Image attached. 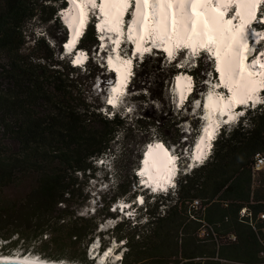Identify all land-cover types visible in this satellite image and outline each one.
Here are the masks:
<instances>
[{
	"label": "trees",
	"instance_id": "16d2710c",
	"mask_svg": "<svg viewBox=\"0 0 264 264\" xmlns=\"http://www.w3.org/2000/svg\"><path fill=\"white\" fill-rule=\"evenodd\" d=\"M46 1L0 0L2 253L21 247L22 253L88 264L95 258L88 246L96 235L100 239L96 229L102 214L117 218L108 236L125 245L122 264H162L167 252L163 247L182 253L187 261L181 264H192L188 258L193 256L198 257L197 264H264V169L253 170L255 153L264 152V91L262 102L247 108L228 131L224 127L209 157L182 173L175 188L143 198L144 221L137 213L139 206L133 219H118V210L109 208L136 189L134 180L122 187L120 154L111 143L115 134L138 123L139 117L127 120L123 108L122 119L114 109L110 116H101L95 111L98 105L86 100L87 89L78 72L82 66L73 65L71 56L68 61L53 57L44 35L50 31L33 36L32 43L26 39L28 21L57 20L59 10L67 5L65 0H48L51 5ZM57 29L62 33L59 42L64 43L65 28ZM98 43L92 20L78 47L89 51ZM90 61L91 55L84 70ZM196 70V66L190 69L193 77ZM179 138L169 140L179 143ZM162 141L169 146L167 139ZM104 155L112 156L109 169L114 180L109 189L115 192L106 200L98 194L100 204L105 202L103 213L95 208L87 215L81 212L86 195L75 174L90 172L93 162ZM141 157L142 153L133 168ZM161 204L164 207L159 209ZM202 227L206 233H197ZM191 234H197V243L187 242ZM99 245L100 251L105 249Z\"/></svg>",
	"mask_w": 264,
	"mask_h": 264
},
{
	"label": "rangeland",
	"instance_id": "374dc122",
	"mask_svg": "<svg viewBox=\"0 0 264 264\" xmlns=\"http://www.w3.org/2000/svg\"><path fill=\"white\" fill-rule=\"evenodd\" d=\"M69 2L67 5H69ZM46 3L51 5L53 2H48L47 0ZM135 4L136 2L132 4L131 10H128L122 21V23H124L123 36L121 33L109 29V33L107 32L109 37H106V41H104V35L100 36L102 41H99L97 37L99 43L96 49L91 47L89 51L82 50L84 56L89 57V55H91V61L86 70H84L82 64L78 72L81 75L83 87L87 89V91H85L87 92L86 100L92 105H98V109L95 111H99L101 116H110L114 109V111H118L117 115L122 119L123 114L120 109L123 108V111L127 113V120H135L136 114L139 117V122L133 123L134 126L131 125L125 132L115 134L116 136L113 138L111 144L120 154L118 172L120 174V181L122 180V187H124L127 182L134 180L132 188L136 189L135 193L130 192L123 197H119L117 203L123 204L125 207L124 214L118 209V219L122 214L130 215L131 219H133V214L136 213L134 208L135 206H139V209H137L139 212L137 213H141V221H144L145 219L142 213L146 203L141 206L138 202L141 198H145L149 191H145L137 185L136 175L133 171V163L137 161V157L142 153L144 147H147L148 143L146 142L151 143L154 140H163L165 138L169 142L171 152L178 155L179 166L183 168V173L189 171L191 166L196 165L197 162L193 161L195 158L193 155V144L196 143L198 135L204 130L205 125L202 120V116H204L206 112L204 104L209 92L211 93L213 91L211 86L214 85L216 75H214V68L206 54L191 57L190 53H183L180 54L179 60L177 59L178 62L168 59L161 50L155 48L156 45H154L153 42L156 40V33L154 32L147 35L145 41L146 48L151 49V51L144 52L141 55L137 52H133L132 47L134 39L133 35L129 32V28L133 19ZM91 5L92 4H88V7ZM145 6L146 5H144V7ZM154 6L155 7H152L151 5L150 7L153 15L151 16L152 20H154V11L156 9V5ZM67 8L66 6L64 10L59 11V13H61L57 20H54V18L52 20H41L36 17L32 18L25 25L27 29L26 39H28L30 43L33 41V36H42L46 30H49L51 34L47 35V33H45L44 35L46 41H50L49 43L52 46L53 52L52 55L54 58L64 61H68L72 53L67 52L68 49H65L64 43L59 42L62 33L57 31V26H63L67 36L69 35L70 26L69 24L66 25L63 19L64 11H66ZM49 11V7H46L45 14H48ZM92 14L96 17L95 13ZM94 30L96 32L95 27ZM112 36L114 37L112 38ZM129 36L132 37L131 40ZM134 38L136 37L134 36ZM115 41H119V43H114ZM115 50H118V53H120V59L131 60L132 64L129 69L130 71L128 70L129 77L127 86L122 88V90L124 89L122 94H116L115 100L117 104L115 107L107 110L104 107V103L106 104V99L110 92L109 89L114 83L115 77L112 75V71L107 69V63L103 56L105 54H110L112 57H117V53H114ZM77 54H79V52ZM73 58H75V56L72 55V59ZM180 60H182V62L187 61L183 68H180L178 65ZM195 66L197 68L196 77H193L195 88L190 94L193 99H189L188 102L180 105L177 103L178 91L177 97L173 94V88H176V90L178 89L175 82H173L174 73H179V71L182 70L183 72L191 74L190 69ZM174 67H176L177 70H175ZM88 70H90L91 76H88L90 74ZM183 72L181 75H184ZM185 76L187 75L185 74ZM173 85H175V87H173ZM218 92L220 91L217 90L215 93ZM81 95L85 97L84 92H82ZM262 98L263 91L259 99L262 101ZM197 101L200 102L199 105H197ZM247 108L249 107H245L244 111H246ZM129 109H131V111H129ZM241 111L242 110H240V112ZM234 124L235 122L226 126L225 130L228 131L231 129ZM176 136H180L179 143H174L172 140H169L171 137ZM209 146L210 143L208 144V147ZM111 158L112 156L107 155L106 157L104 155L102 156L103 162L101 159H97L93 162V169L90 170V172L87 171L86 174L77 172L75 174L77 181L83 187L82 194L86 195L84 205L81 208L82 213L87 215L91 214L95 208H97L100 213H103L104 208H101L105 207V202L101 200L100 204L98 201V194L103 196L104 200H106L115 192V190H113L114 188L109 189L114 180V177L110 176L111 173L109 169ZM173 192L174 191L171 193ZM162 195H164V193ZM152 198L153 197H149V201H151ZM188 206L190 209L198 210V208L192 207L190 204H188ZM163 207L164 205L161 204L159 209ZM109 210H113L112 207H110ZM99 218L96 231L100 233V239L96 235L91 245L88 246L89 255L95 257L93 261L88 264H122L120 262V255L126 250L125 245H123L121 241L117 242L108 236L109 230L117 218H105L102 217V214H100ZM197 233H206V229L202 227L200 231L197 230ZM191 235L192 236L187 242H192L193 239H195L197 243V234ZM4 242L5 241L0 240V246L3 245ZM100 242L102 245H105V249L101 251L99 250ZM1 249L0 247V254H13L22 251L21 247H16L13 253H2ZM171 249L170 247L162 248V250L167 251L165 257L162 259V264L186 263L185 261H187V259L183 258L182 253H170ZM188 251H190L189 246L186 247V252L188 253ZM194 252H197V247L194 248ZM105 253H107V255H105ZM197 254L198 253H195V255ZM188 260L190 262L192 261V263L194 262L193 264H197L195 262H198V257L196 256L194 260H192V258ZM143 263L145 262L143 261Z\"/></svg>",
	"mask_w": 264,
	"mask_h": 264
},
{
	"label": "bare ground",
	"instance_id": "6f19581e",
	"mask_svg": "<svg viewBox=\"0 0 264 264\" xmlns=\"http://www.w3.org/2000/svg\"><path fill=\"white\" fill-rule=\"evenodd\" d=\"M70 1V0H69ZM214 0H212L211 4L208 3H198L195 5V10H193V6L191 4V0L188 2L181 4L179 2H174L171 5L168 3L159 4L156 0H149L147 5H152L155 7L156 11L154 13V20L151 19L152 13L151 9L147 6L143 7L141 3L139 6L135 4V11L133 14V19L130 24L131 29L130 33H132L136 38H134V46L136 48L137 44L140 45V49H145L146 44H144L145 35H150L152 32H156L159 35V38H162L164 35L173 37L174 41H184L189 40L192 43V46L195 45V42H199V44H203V39L209 40V37L212 38V44L215 47V52H219L220 60L219 64L222 68L226 65L231 64L236 68V71L239 72L240 69L237 67L238 59L237 54L245 52V49L241 46L245 47L246 45V31H239L238 26L243 24L245 26V22L248 21L249 17L247 13L251 10L250 6H244L241 8L240 20L234 19L232 25H226L225 21L222 20L219 16V13L213 11V9L220 8L219 4H213ZM91 4V3H90ZM190 7L192 12L191 13L187 8ZM238 7V5H237ZM78 8V9H77ZM100 8H103L102 13L105 15L104 18L100 20L97 24L100 27L105 25L107 29L119 28L118 33H121L120 29V21L122 13L125 11L126 7L123 4H113L108 3L101 5ZM88 10V3H80V4H73L69 2V6L64 11V20H69L70 25V32L67 36V39L64 41L65 45L70 44L72 40L77 38L76 32L79 30L82 31L81 21H83V26L86 19V13ZM79 12L80 16L78 17L77 13ZM101 16V15H100ZM175 22V23H173ZM99 27V28H100ZM173 27L175 30L174 33L171 31L169 32V28ZM109 33V32H108ZM171 33V34H170ZM111 34V33H110ZM105 36V37H104ZM104 41L107 40L106 34H104ZM114 36H112L113 38ZM143 38V39H142ZM161 43L164 47L168 49L173 48V43L170 39L162 38ZM105 44V42H104ZM118 46V45H117ZM116 46V48H117ZM65 47V46H64ZM68 49V48H67ZM117 51V50H116ZM117 57H109L111 63L118 69L119 74L117 78V84L114 88H117L119 91L114 92L115 96H111L112 99H116V94L119 93L128 79V70L132 63H126L128 60L120 59L119 55L116 54ZM197 56V55H196ZM84 55L82 51H79V54L75 55V60H82ZM260 63L264 64V57L259 55L258 57ZM131 61V60H130ZM243 62V67L246 71L251 72L253 74L259 73V69L257 66H254L241 60L240 63ZM218 63V61H217ZM130 71V70H129ZM246 71L243 72L244 80L243 82H248L249 86L256 87L257 89L260 88L261 84L256 77H250ZM180 79L176 81L177 91H178V100L185 96L186 92L190 89V81L187 79V76L181 75L178 76ZM177 77V78H178ZM131 79V78H130ZM235 79V77H234ZM227 80V77H225ZM173 85V87H175ZM216 91L209 92V95L212 94L213 97V104H209L208 99L206 98L205 104V114L204 116L207 119V127H204L202 133L198 135V139L194 146V157H200L202 154L205 153L209 141V133H212L214 123L220 120V115H223L221 112V108L223 107L224 103H230V100L223 96V100L221 101L219 97L221 96V92L215 93ZM247 93V89L241 90V95H245ZM208 95V96H209ZM223 95V94H222ZM207 96V97H208ZM255 97V96H254ZM233 107L230 109H225V116H233L236 112L232 110ZM237 110V109H236ZM160 141V140H156ZM162 145L161 143L149 144L147 151L142 154V170L145 169L147 171L146 180L152 182L154 185H159L164 182V180L168 179V167L173 162V156L171 155L170 151H167L166 148L163 146L162 148H158L157 145ZM145 148V150H146ZM144 150V151H145ZM149 160L152 161L155 169H152ZM141 172V171H140ZM160 175L163 180H158L157 176ZM0 258L3 259H13V260H24V261H48L53 264H80L75 261H67L64 259L61 260H54L43 258L42 256L36 253H13V254H0ZM103 259V258H101Z\"/></svg>",
	"mask_w": 264,
	"mask_h": 264
},
{
	"label": "snow or ice",
	"instance_id": "6c2138e0",
	"mask_svg": "<svg viewBox=\"0 0 264 264\" xmlns=\"http://www.w3.org/2000/svg\"><path fill=\"white\" fill-rule=\"evenodd\" d=\"M157 3L159 4H164V3H168L169 5H171L174 2H179L181 4H184L186 2H188V0H156ZM212 0H191V4L193 6V10H195V5L198 3H208L211 4ZM216 2L218 4H222L224 5L225 9H229L230 6L232 5H238L237 8H235L233 10V15L232 18H229L225 21L226 25H232L233 23V19L236 16H241V8H243L244 6H250L251 10L249 11V16H250V20L246 21V23H251L252 21H255L258 17V14L260 12V8L256 7L259 6L261 4H264V0H216ZM70 3L73 4H80V3H91L93 7L97 6V0H70ZM108 3H113V4H123L125 5V7L129 6V0H101V5L104 4H108ZM144 4L147 5L149 3V0H136V4L137 6H139L140 4ZM101 11H103V8H101ZM213 11H219L218 9H213ZM226 15L225 11H219V16L221 19H223ZM175 23V22H173ZM260 23H264V17L260 18ZM81 26L83 27V21H81ZM97 27L99 28L100 26L97 25ZM131 29V26H130ZM244 29V25L241 24L238 26V30L239 31H243ZM111 31H119V28H113L110 29ZM80 35V31L77 30L76 32V36L78 37ZM255 35H260V33H255ZM129 39L131 40L132 37L129 36ZM143 39V38H142ZM209 43L212 42V38L209 37ZM114 43H119V41H115ZM76 44V39L74 38L72 40V42L70 44H66L65 48H68L69 50H71V48ZM177 47H181L179 44L177 45ZM183 47H188L187 44H185ZM206 47V45L201 44V48ZM247 45H245V49L247 50ZM136 51H141L140 49V45L137 44L136 46ZM151 51V49L145 48L143 49V52H149ZM165 52H167L169 58L173 57V52L171 50H169L168 48L164 49ZM193 52L195 54V49H193ZM259 55H264V53H259ZM216 59L218 61L217 67H216V72L219 73V78L221 79V83L223 84V86L227 89V91L230 93L229 96V100L230 103H224L223 107L221 108V112L222 114H225V109H230L231 107H235V106H239V105H247L249 103V101H252V106L254 107L257 103H261V100L259 99V97H254L252 95L253 92L257 91V88L252 86L250 87L248 82H243L244 77H243V72L246 71V69H244L243 67V62H241L240 65V71L237 72L236 68L234 66H232L231 64L226 65L224 68H222L219 64V60H220V55L219 52L216 53ZM243 59H247V57H244ZM111 62V61H109ZM187 62V61H186ZM73 63L76 64H81L83 63V60H76L73 61ZM126 63H131V61H127ZM251 63L253 65H258L260 68H264V64L260 63L259 59H254L251 61ZM249 76L253 75V73L249 72L248 73ZM225 77H227V80H225ZM235 77V79H234ZM178 80L180 79L179 77L177 78ZM187 79L189 81H191L192 77H187ZM207 83V82H206ZM191 88V85L189 86ZM216 87H219V85H216ZM243 89H247V93L245 95H241V90ZM261 91H264V89H260ZM113 92H117L119 91L117 88H113L112 89ZM209 104H213V97L212 94H210L207 97ZM219 99L222 101L223 100V95L221 94V96L219 97ZM115 101L114 99L110 98L108 99V104L109 105H114ZM199 101H197V105H199ZM208 106V105H205ZM129 111H131V109H129ZM244 113L241 112H237L235 115L233 116H229V120H235L237 116H243ZM225 123H228V120L224 121ZM212 137V133H209V138ZM158 148H162L163 145H157ZM197 159H199V157H197ZM139 174H143V173H139ZM155 191V189H154ZM142 202V201H141ZM115 210V209H114ZM105 255H107V253H105ZM32 264H37L36 261H33ZM42 264V262H41Z\"/></svg>",
	"mask_w": 264,
	"mask_h": 264
},
{
	"label": "clouds",
	"instance_id": "9594fccd",
	"mask_svg": "<svg viewBox=\"0 0 264 264\" xmlns=\"http://www.w3.org/2000/svg\"><path fill=\"white\" fill-rule=\"evenodd\" d=\"M66 1V0H65ZM66 3H68L67 1H66ZM67 6V5H66ZM65 6V7H66ZM64 7V8H65ZM60 11V10H59ZM94 21V17H93V14H88V15H86V19H85V23H84V26H83V28H82V31L80 32V35L82 34L83 35V33H84V31H85V29L88 27V25H89V23L91 22V21ZM65 21V20H64ZM65 24L67 25L68 23L65 21ZM94 25V24H93ZM69 31H70V29H69ZM80 35L76 38V42H79L80 41V39H81V37H80ZM78 45H79V43H78ZM79 49H80V51H82V50H86V49H82V48H80V47H78ZM66 49V48H65ZM67 50V49H66ZM65 50V51H66ZM67 52H70V53H72L70 56H71V58H72V55L73 56H75V54H77L78 53V51L76 52L75 50H68ZM83 52V51H82ZM88 57V56H87ZM72 60V59H71ZM175 74V73H174ZM191 76H192V81L190 82V83H192V85H191V88L194 90V88H195V84H194V79H193V75L192 74H190ZM126 83H128V79H127V82ZM261 87L264 89V79H263V81H262V84H261ZM261 93H262V91H261ZM173 94L175 95V97H177L176 96V94L173 92ZM190 97H191V95H190ZM190 97H189V99H190ZM188 99V100H189ZM188 100L186 101V102H188ZM262 102V101H261ZM258 104V103H257ZM256 104V105H257ZM110 106V105H109ZM248 107H250V106H248ZM252 107V106H251ZM112 108V107H111ZM245 108V107H244ZM113 109V108H112ZM245 111H244V109H243V113H244ZM240 117V116H239ZM239 117H238V119H239ZM237 119V120H238ZM236 120V121H237ZM236 121H233V122H236ZM232 122V123H233ZM231 124V123H230ZM229 125V124H228ZM228 125H224L216 134H213L212 135V137H211V139H210V141H209V143H210V146L209 147H207V149H206V151H205V153L204 154H202L200 157H199V160H197L196 158L197 157H195L194 159H193V161H195V162H197L196 163V165L195 166H197V165H199V164H201V163H203L208 157H209V155L211 154V152H212V149H213V144H214V142L216 141V139H217V136L219 135V133L221 132V130L224 128V127H226V126H228ZM164 145H165V148L167 149V150H169L170 151V153H171V155L173 156V162H172V164H170L169 166L170 167H168V171H167V173H168V179L166 180V181H164L162 184H159V185H154L152 182H150V181H148V180H146L147 178H146V175L145 174H143V175H145V176H141L140 178L138 177V175H137V169H139V168H142V160L144 159V157L142 158L141 157V159H140V161H139V164H138V166L136 167V168H134V173H135V175H136V183H137V185L139 186V188H143L145 191H149V193H151V194H158V193H166V192H168L169 190H171V189H173V188H175L176 186H177V183H178V180H179V178H180V176L182 175V173H183V168L181 167V166H179V162H178V155L176 154V153H172L171 152V149L169 148V146L164 142V141H162V140H160ZM154 142H157L156 140H154V141H152V144L154 143ZM148 144H150L149 142H148ZM147 144V145H148ZM194 146H195V144H193V151H194ZM145 148H146V146L144 147V149H143V151H142V153L144 152L145 153ZM194 155V154H193ZM150 164H151V167H152V169H155L154 168V165L152 164V161L151 162H149ZM192 167H194V166H191L190 167V169L192 168ZM158 179V178H157ZM159 180V179H158ZM140 181H142V182H144V184L146 185V187H142V185L139 183ZM154 189H155V191H154ZM142 199V202L140 203V201L138 202V204H143V198H141ZM140 199V200H141ZM117 203V202H116ZM116 203H114L113 204V206H112V208H116L117 210H118V203L116 204ZM122 216H124L123 214H122ZM126 218H128V217H126ZM121 258V257H120Z\"/></svg>",
	"mask_w": 264,
	"mask_h": 264
},
{
	"label": "water",
	"instance_id": "95a60500",
	"mask_svg": "<svg viewBox=\"0 0 264 264\" xmlns=\"http://www.w3.org/2000/svg\"><path fill=\"white\" fill-rule=\"evenodd\" d=\"M16 253H21L20 252H16ZM28 253V252H27ZM31 253V252H30ZM26 254V252L24 253ZM33 261H24V260H13V259H3V258H0V264H32ZM37 264H53V263H50L48 261H36Z\"/></svg>",
	"mask_w": 264,
	"mask_h": 264
},
{
	"label": "built area",
	"instance_id": "2783aa9c",
	"mask_svg": "<svg viewBox=\"0 0 264 264\" xmlns=\"http://www.w3.org/2000/svg\"><path fill=\"white\" fill-rule=\"evenodd\" d=\"M253 168L254 171L264 169V152L257 151L255 153Z\"/></svg>",
	"mask_w": 264,
	"mask_h": 264
},
{
	"label": "flooded vegetation",
	"instance_id": "af4514ba",
	"mask_svg": "<svg viewBox=\"0 0 264 264\" xmlns=\"http://www.w3.org/2000/svg\"><path fill=\"white\" fill-rule=\"evenodd\" d=\"M195 258H196V257H195V256H193V257H192V260H194ZM188 259H189V258H188ZM193 263H194V262H193ZM193 263H192V264H193ZM195 263H197V262H195Z\"/></svg>",
	"mask_w": 264,
	"mask_h": 264
}]
</instances>
